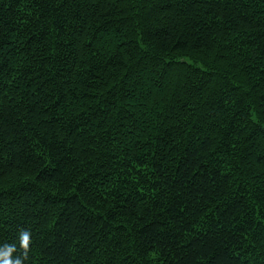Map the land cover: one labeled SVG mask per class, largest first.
<instances>
[{"label": "trees", "instance_id": "obj_1", "mask_svg": "<svg viewBox=\"0 0 264 264\" xmlns=\"http://www.w3.org/2000/svg\"><path fill=\"white\" fill-rule=\"evenodd\" d=\"M6 244L264 264V0H0Z\"/></svg>", "mask_w": 264, "mask_h": 264}, {"label": "clouds", "instance_id": "obj_2", "mask_svg": "<svg viewBox=\"0 0 264 264\" xmlns=\"http://www.w3.org/2000/svg\"><path fill=\"white\" fill-rule=\"evenodd\" d=\"M31 243V233L28 230H22L20 233V246L24 250L23 257H27V253ZM6 251L2 253V258H0V264H23V259L13 258L12 253L16 252L17 249L15 245L6 244Z\"/></svg>", "mask_w": 264, "mask_h": 264}]
</instances>
